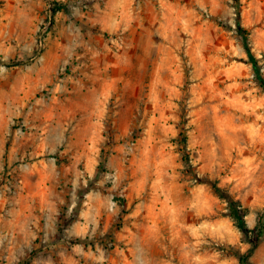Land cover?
Wrapping results in <instances>:
<instances>
[{
  "label": "rangeland",
  "instance_id": "rangeland-1",
  "mask_svg": "<svg viewBox=\"0 0 264 264\" xmlns=\"http://www.w3.org/2000/svg\"><path fill=\"white\" fill-rule=\"evenodd\" d=\"M238 14L264 75V0H0V264H241L209 184L264 226V89Z\"/></svg>",
  "mask_w": 264,
  "mask_h": 264
},
{
  "label": "trees",
  "instance_id": "trees-1",
  "mask_svg": "<svg viewBox=\"0 0 264 264\" xmlns=\"http://www.w3.org/2000/svg\"><path fill=\"white\" fill-rule=\"evenodd\" d=\"M61 3H57L56 5H52L51 11L55 12L57 10H60L62 8ZM235 29L238 35L241 38L242 46L248 56L249 64L252 67L253 72V78L255 82L264 89V75L261 71V68L257 62L256 57L253 55L249 43H248V31L247 29L242 25L240 21L239 14L236 17L235 20ZM184 138V137H183ZM182 152H184V148H181ZM182 158L185 162H187L188 166H190L188 158L186 154H182ZM211 189L213 192L220 198H222L227 205L228 214L233 219L235 226L239 229V231L243 234L244 240H246L250 246L248 247L247 251L245 253L238 254V259L241 264H252L248 261V257L254 252L256 247L258 246V243L261 239V235H264V226L262 221V215L258 216L257 222L254 224L253 227H249L247 225L245 216H246V208L243 207L240 203V201L236 198H234L230 193L226 192L224 189H222L216 181L209 182ZM64 213L60 214L58 217V223H57V234L58 236H61L62 230L64 228ZM75 243H82V244H89L91 241H89L88 237H78L74 239Z\"/></svg>",
  "mask_w": 264,
  "mask_h": 264
},
{
  "label": "crops",
  "instance_id": "crops-1",
  "mask_svg": "<svg viewBox=\"0 0 264 264\" xmlns=\"http://www.w3.org/2000/svg\"><path fill=\"white\" fill-rule=\"evenodd\" d=\"M16 106L14 101L4 102V99H0V136H3L8 127L7 120L14 117L13 107ZM4 166H6L4 164Z\"/></svg>",
  "mask_w": 264,
  "mask_h": 264
}]
</instances>
